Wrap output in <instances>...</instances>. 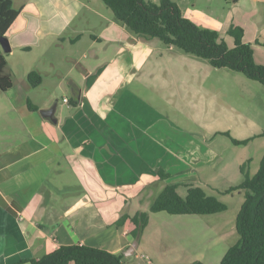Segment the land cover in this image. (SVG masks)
Listing matches in <instances>:
<instances>
[{
    "label": "crops",
    "instance_id": "0c3cea01",
    "mask_svg": "<svg viewBox=\"0 0 264 264\" xmlns=\"http://www.w3.org/2000/svg\"><path fill=\"white\" fill-rule=\"evenodd\" d=\"M204 1L216 2L218 10L185 9L184 17L218 32L229 47L233 39L227 30L241 28L242 41L251 45L255 61L264 65V0ZM187 2L178 3L187 7ZM92 4L93 0H14L20 11L4 34L9 53H29L37 46L77 49L85 38L88 46L77 58L67 55L73 62L60 82L68 79L70 96H62L61 102L54 100L53 93L40 102L33 100L31 92L42 86L41 70L37 71L41 77L37 87L27 82V72L26 80L16 84L12 80L11 89L0 91L5 97L0 102V264H30L60 246L80 245L116 255L125 252L134 241L131 218L150 204L148 198L142 208V196L149 183L157 181L155 171L161 167L170 175L165 185H170L175 175L151 163L158 161L159 155L171 153L167 147L140 145L143 137L151 135L152 125L149 121L143 128L138 120L142 117L139 87L153 83L142 75L139 65L149 56L154 40H136ZM127 42L130 48H125ZM165 72L166 68L159 74ZM54 105L55 122L40 114ZM206 185L210 196L221 195ZM183 186L187 192L193 185ZM233 192L243 195L241 190ZM153 216L160 228L152 241L148 239L155 246L151 255L162 259L170 257L169 250H178L173 254L175 260L186 259L179 245L185 240L194 244L197 253L207 252L206 259L199 255L193 262L219 263L222 256L217 247L223 239L207 235L213 230L206 227L193 239H186L184 230L176 233L169 229L173 219L185 221L193 215L149 213L135 254L139 249L148 250L145 233Z\"/></svg>",
    "mask_w": 264,
    "mask_h": 264
},
{
    "label": "rangeland",
    "instance_id": "374dc122",
    "mask_svg": "<svg viewBox=\"0 0 264 264\" xmlns=\"http://www.w3.org/2000/svg\"><path fill=\"white\" fill-rule=\"evenodd\" d=\"M146 1L159 3V0ZM171 1L180 7L178 8L183 16L185 9L201 10L206 13L210 11V7L217 9L216 2L189 0L187 2L189 5L182 7L180 6L184 4L182 0ZM93 2L92 8L102 11L106 17L115 21L111 10H108L101 0H93ZM132 35L136 40L138 39L137 36ZM227 36L223 35L226 38ZM153 40L155 46L151 47L149 56L139 65L143 70L142 75L153 83L139 87L142 117H138V120L143 128L149 124V121L152 125L151 135L143 137L140 145L167 147L171 153L164 152V155H159L158 161L151 163L175 172L169 184L177 185L178 194L183 198L186 194L183 184L200 187L211 195V189H208L207 185L204 186L208 183L214 192L221 194L216 197L225 204L227 209L224 212L189 216L184 218L185 221L173 219L174 222L169 229L176 233L184 230L182 237L193 239L200 229L207 227L206 230H213L207 234L208 236L212 235L213 238L215 234L216 239L219 236L223 239L222 245L217 247L221 254L219 256H223L222 254L239 239L235 230V219L243 202L242 194L226 191L242 182L239 168L243 163L249 160L245 171L252 176L258 170L264 156V87L256 81L247 79L241 73L226 68L215 69L206 60L185 54L175 47H168L157 39ZM87 43L85 38L77 49L71 48L70 45L58 48L59 50H48L52 48L51 46H47L44 50L37 46L29 53L19 51L3 53L8 65L3 75H8L16 84L26 80L27 72L41 70L42 86L31 92L33 100L40 102L53 93L54 100L58 99L61 102L62 96H70L66 86L68 79L60 82V76L68 73L73 62L67 55L70 53L76 58L79 57L86 51ZM41 45L43 47V43ZM124 46L130 48L128 42ZM71 49L75 52H70ZM164 68L166 72L161 76L159 73ZM3 100L5 97L0 93V102H4ZM233 140L246 141V144L235 145ZM193 170L199 175L196 176ZM164 185V182L158 179L149 183L146 194L142 196V208L156 197L161 186ZM152 219V226L145 233L148 250L139 249L137 254L134 251L132 255L124 256V264H187L198 259L199 255L200 259L207 258V252L197 253L194 244H187L185 240L179 245L180 250H185H181V254L184 253L186 259L175 260L173 254L178 250H169L170 257L162 259L157 257V254L151 255L155 246L148 242V239L152 241V237L157 235L156 228H160L157 219L154 216ZM186 221L193 222L185 225ZM142 236L143 232L134 241L142 240ZM175 246L179 248L178 244Z\"/></svg>",
    "mask_w": 264,
    "mask_h": 264
},
{
    "label": "trees",
    "instance_id": "16d2710c",
    "mask_svg": "<svg viewBox=\"0 0 264 264\" xmlns=\"http://www.w3.org/2000/svg\"><path fill=\"white\" fill-rule=\"evenodd\" d=\"M101 1L111 10L115 21L138 38L158 39L164 45L206 60L215 69L226 68L241 73L264 87V66L255 63L251 45L242 41L241 28L231 26L227 30L226 34L233 39V46L229 47L216 31L200 27L185 18L171 0H159L158 4L145 0ZM227 1L236 3L238 0ZM19 11L20 8L15 7L14 0H0V37L4 36ZM5 66V56L0 49L1 92L12 87L11 78L2 74ZM26 78L32 88L41 82L39 73L34 71ZM29 107L35 110L30 103ZM233 143L245 145L246 141L233 140ZM248 163L249 160L240 166L242 182L226 191L243 192V202L235 219V230L239 239L226 250L218 264H264V156L252 176L245 171ZM156 174L160 182L170 178L160 168L156 170ZM226 209L225 204L216 197L207 195L200 187L188 186L186 196L182 198L177 194L175 185H165L146 211H139L131 218L134 225L131 235L136 239L143 232L149 213L204 216L221 213ZM123 258V253L116 255L91 247L71 245L60 246L38 260H31L30 264H124ZM188 264L203 263L195 261Z\"/></svg>",
    "mask_w": 264,
    "mask_h": 264
},
{
    "label": "water",
    "instance_id": "95a60500",
    "mask_svg": "<svg viewBox=\"0 0 264 264\" xmlns=\"http://www.w3.org/2000/svg\"><path fill=\"white\" fill-rule=\"evenodd\" d=\"M0 49L2 50L3 53L11 52V47H10L9 42L5 36L0 37ZM55 108H56V105H54L50 109L40 111V114L42 115V117L52 119V121L55 122V120L53 119V114L55 112ZM137 246H138L137 241H133L132 245L125 252H123V255L124 256L132 255L133 252L135 251V249L137 248Z\"/></svg>",
    "mask_w": 264,
    "mask_h": 264
},
{
    "label": "built area",
    "instance_id": "2783aa9c",
    "mask_svg": "<svg viewBox=\"0 0 264 264\" xmlns=\"http://www.w3.org/2000/svg\"><path fill=\"white\" fill-rule=\"evenodd\" d=\"M63 102L67 103V99H63Z\"/></svg>",
    "mask_w": 264,
    "mask_h": 264
}]
</instances>
